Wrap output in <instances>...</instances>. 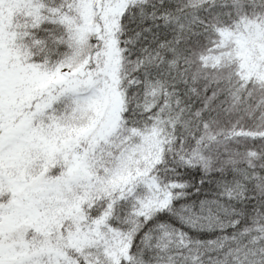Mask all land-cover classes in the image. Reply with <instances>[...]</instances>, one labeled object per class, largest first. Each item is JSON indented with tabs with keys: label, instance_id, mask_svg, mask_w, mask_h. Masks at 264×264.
I'll return each instance as SVG.
<instances>
[{
	"label": "snow or ice",
	"instance_id": "snow-or-ice-1",
	"mask_svg": "<svg viewBox=\"0 0 264 264\" xmlns=\"http://www.w3.org/2000/svg\"><path fill=\"white\" fill-rule=\"evenodd\" d=\"M0 264H264V0H0Z\"/></svg>",
	"mask_w": 264,
	"mask_h": 264
}]
</instances>
